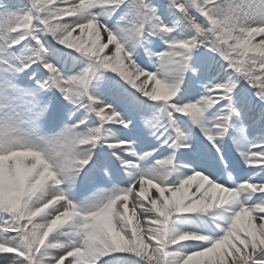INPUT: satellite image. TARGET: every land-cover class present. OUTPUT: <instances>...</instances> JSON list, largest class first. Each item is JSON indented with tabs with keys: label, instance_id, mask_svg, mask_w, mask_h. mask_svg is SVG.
Returning a JSON list of instances; mask_svg holds the SVG:
<instances>
[{
	"label": "snow or ice",
	"instance_id": "6c2138e0",
	"mask_svg": "<svg viewBox=\"0 0 264 264\" xmlns=\"http://www.w3.org/2000/svg\"><path fill=\"white\" fill-rule=\"evenodd\" d=\"M0 264H264V0H0Z\"/></svg>",
	"mask_w": 264,
	"mask_h": 264
}]
</instances>
